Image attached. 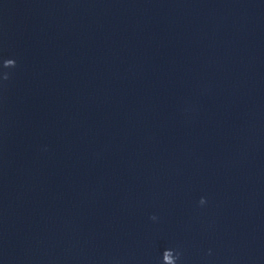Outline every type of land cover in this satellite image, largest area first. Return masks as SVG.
Instances as JSON below:
<instances>
[{"label": "clouds", "instance_id": "9594fccd", "mask_svg": "<svg viewBox=\"0 0 264 264\" xmlns=\"http://www.w3.org/2000/svg\"><path fill=\"white\" fill-rule=\"evenodd\" d=\"M8 78L6 77L5 80H7ZM206 201L204 200V198H201L200 200V204L203 205ZM152 219H155V217H152ZM174 251L173 249H165L164 251ZM177 259H179V254L177 253Z\"/></svg>", "mask_w": 264, "mask_h": 264}]
</instances>
